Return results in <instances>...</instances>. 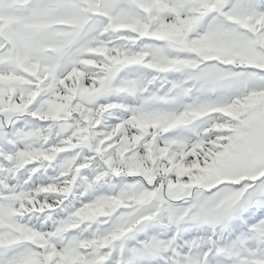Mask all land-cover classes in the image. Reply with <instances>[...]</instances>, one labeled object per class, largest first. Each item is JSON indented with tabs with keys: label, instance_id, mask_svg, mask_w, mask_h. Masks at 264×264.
<instances>
[{
	"label": "snow or ice",
	"instance_id": "obj_1",
	"mask_svg": "<svg viewBox=\"0 0 264 264\" xmlns=\"http://www.w3.org/2000/svg\"><path fill=\"white\" fill-rule=\"evenodd\" d=\"M0 264H264V0H0Z\"/></svg>",
	"mask_w": 264,
	"mask_h": 264
}]
</instances>
